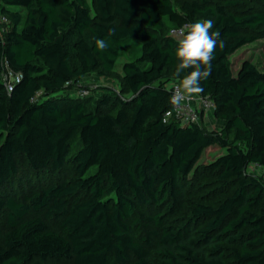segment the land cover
<instances>
[{
	"label": "trees",
	"instance_id": "1",
	"mask_svg": "<svg viewBox=\"0 0 264 264\" xmlns=\"http://www.w3.org/2000/svg\"><path fill=\"white\" fill-rule=\"evenodd\" d=\"M95 1L93 15L88 0H0V264H264V176L247 172L264 173V58L231 59L264 36L247 7L264 0ZM203 19L224 42L199 92L220 128L182 125L170 103L190 71L175 73L188 27L171 30ZM121 57L129 97L59 94ZM5 61L21 74L11 91ZM209 180L221 195L179 214Z\"/></svg>",
	"mask_w": 264,
	"mask_h": 264
},
{
	"label": "rangeland",
	"instance_id": "2",
	"mask_svg": "<svg viewBox=\"0 0 264 264\" xmlns=\"http://www.w3.org/2000/svg\"><path fill=\"white\" fill-rule=\"evenodd\" d=\"M93 15L96 14V1L88 0ZM247 7L256 8L258 10H262L264 12V4L257 2H248ZM264 36L258 38L252 43H248L243 47L239 48L236 52L233 53L231 59L234 62L235 70L238 69L241 61L245 58L251 59L255 64L259 67L263 64L264 58V50H263ZM124 57H121L120 63L117 65L115 70L107 75H102L98 71L91 72L82 76L78 81L72 82L66 86L59 94H69L71 96H79L78 93L81 92L82 89H87V94L84 98L87 99L88 102L95 103L98 97L103 93L106 87L111 88L112 93L115 96L121 97H129L130 92L127 91L124 83H123V71L121 62L124 61ZM82 97V96H81ZM201 124L206 128H220L223 122H219L217 120V115L215 111H210L206 113V116L202 115ZM223 150L218 145H212L207 148L204 152L200 160L199 164L205 165L213 160L222 153ZM248 173L255 174L259 177L264 176L263 169L257 164L249 165L247 169ZM221 187L215 180H209L207 183L197 186L194 189V194H190L183 201V206L179 214H186L191 205H193L194 200H202L207 199L209 197L220 196ZM201 195V196H200ZM4 219L3 213L0 212V224ZM54 264V263H49ZM59 264H71L68 261L61 262Z\"/></svg>",
	"mask_w": 264,
	"mask_h": 264
},
{
	"label": "clouds",
	"instance_id": "3",
	"mask_svg": "<svg viewBox=\"0 0 264 264\" xmlns=\"http://www.w3.org/2000/svg\"><path fill=\"white\" fill-rule=\"evenodd\" d=\"M212 23L210 19L191 22L175 49L177 58L176 75H180L183 70L190 68V71L186 72L180 80V87L184 94H195L203 90L201 81L205 80L211 72L210 62L213 49L217 45L221 48L223 47V40L217 41L216 39L219 33L217 31H209ZM95 44L97 49L100 50L107 47L106 41L102 38H97ZM180 99L181 95L173 94L170 97V103L177 104Z\"/></svg>",
	"mask_w": 264,
	"mask_h": 264
},
{
	"label": "built area",
	"instance_id": "4",
	"mask_svg": "<svg viewBox=\"0 0 264 264\" xmlns=\"http://www.w3.org/2000/svg\"><path fill=\"white\" fill-rule=\"evenodd\" d=\"M9 21L5 15H0V25H3ZM184 25L181 28L172 29L171 33L175 35H182L187 28ZM21 76L20 72L11 68L7 61H5V68L2 72V79L9 91L13 89L15 80H18ZM87 89H82L80 96L84 97L87 94ZM173 94L181 95L179 103L173 104L172 114L182 124L188 125L191 123L201 124V118L204 112L215 111V103L209 96H203L199 93L184 94L180 87V80H174L171 83V96ZM171 115V113H168Z\"/></svg>",
	"mask_w": 264,
	"mask_h": 264
},
{
	"label": "crops",
	"instance_id": "5",
	"mask_svg": "<svg viewBox=\"0 0 264 264\" xmlns=\"http://www.w3.org/2000/svg\"><path fill=\"white\" fill-rule=\"evenodd\" d=\"M203 115H204V117L206 116V112H204L203 113ZM217 120L219 121V122H223L221 119H219L218 117H217Z\"/></svg>",
	"mask_w": 264,
	"mask_h": 264
}]
</instances>
